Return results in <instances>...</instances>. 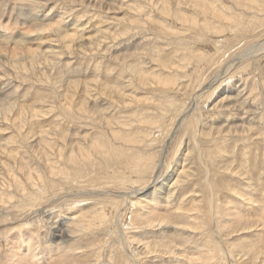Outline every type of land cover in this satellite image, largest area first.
Returning <instances> with one entry per match:
<instances>
[{
  "label": "rangeland",
  "instance_id": "1",
  "mask_svg": "<svg viewBox=\"0 0 264 264\" xmlns=\"http://www.w3.org/2000/svg\"><path fill=\"white\" fill-rule=\"evenodd\" d=\"M104 1V9H95L82 0H0V264H58L59 256L68 257L66 264H192L188 258L199 254L206 264H264V48L222 72L229 55L254 41L264 46V11L221 0L244 23L230 31L225 50L208 35L217 51L186 63L184 43L191 45L194 32L148 31L130 0ZM223 34L214 36L224 41ZM33 56L39 61L30 62ZM156 78L176 80L167 86ZM199 85L210 86L202 92ZM221 87L235 89L225 96ZM192 94L194 105L187 103ZM238 121L252 129L249 137L230 133L211 141L199 132L201 123L207 133ZM176 179L172 198L153 206L170 222L191 216L200 232L170 231L168 241L184 256L158 252L138 259L137 237L152 235L160 243L162 234L131 224L146 211L141 195L162 182L169 189ZM101 209L115 211L113 227L110 220L99 223ZM227 211L249 230L237 218L229 221ZM56 226L68 233L64 244L50 239ZM69 245L79 248L66 250Z\"/></svg>",
  "mask_w": 264,
  "mask_h": 264
},
{
  "label": "bare ground",
  "instance_id": "2",
  "mask_svg": "<svg viewBox=\"0 0 264 264\" xmlns=\"http://www.w3.org/2000/svg\"><path fill=\"white\" fill-rule=\"evenodd\" d=\"M83 3L85 2L87 5H91L93 8H98V9H104V6L103 4L105 3L104 0H82ZM130 2V6H129V9L132 10L133 12H136V14L138 16H141V19L143 20V24L147 27L146 30L150 31H157V32H160V33H164V34H167V35H177L178 33L182 32V31H190V32H194L192 34H194V37H197V38H194V39H190V43L191 45L187 44V43H184V48L186 50V53L185 55L182 56V61H186V63H189V59H192V60H199L201 61L200 59H202L203 57L207 56L208 54L212 53L213 52H216L217 51V48L216 46H214L213 44H209L208 42V39H206V37H209L210 38H213V42L216 43V44H220V46H218L219 48H221V50H225L226 46L229 45V41L228 40V36H231L232 39H233V36L230 34L234 28L237 29V26H240V24H242V21L244 23V20L240 18H242V13L239 14V13H236V11H234V9H232V7H227L225 5H223L222 1L221 0H210V1H202V0H162V1H159V0H130L128 1ZM217 2L219 4V7L217 5ZM224 2V0H223ZM226 2V1H225ZM231 2L233 3L232 6H234L236 9L240 8V7H245V8H249V9H255L256 6L257 8L259 9V11H264V0H231ZM228 3V2H226ZM106 5V4H105ZM107 6V5H106ZM110 6V5H109ZM108 6V10L110 9ZM90 7V6H89ZM255 7V8H254ZM115 11V10H114ZM128 11V10H127ZM257 11V10H256ZM262 11V12H263ZM240 12V11H239ZM246 13V12H244ZM251 13V12H250ZM261 13V12H260ZM264 13V12H263ZM262 13V14H263ZM248 16V14H246ZM244 17V16H243ZM252 17V16H251ZM258 18L260 16H257ZM254 18V17H253ZM247 21V20H246ZM256 21V20H255ZM254 22V21H252ZM260 22V21H259ZM125 23V21H124ZM248 23V22H247ZM250 23V22H249ZM126 24L130 25V26H133L134 28H138L139 30L140 29H144L145 26H137L136 24H139V22L137 21H133V20H130V19H126ZM142 24V23H141ZM253 26V24H251ZM250 26V25H249ZM255 26V25H254ZM242 27V26H241ZM240 27V28H241ZM244 27V26H243ZM247 29L248 26H246ZM245 28V27H244ZM243 28V30H244ZM56 29H59L58 27H56ZM54 29V31H56L58 34H60L61 31H58ZM150 29V30H149ZM251 29V27H250ZM240 30V29H239ZM238 31V29H237ZM233 32V31H232ZM242 32V31H241ZM252 32V31H251ZM106 33V32H105ZM152 33V32H151ZM220 33H224L223 34V38H224V41H218V37L217 36H214V35H217V34H220ZM235 32H233L232 34H234ZM62 34V32H61ZM154 34V33H153ZM157 34V33H156ZM155 34V35H156ZM242 34V33H241ZM246 34V33H245ZM244 34V35H245ZM248 34V33H247ZM157 36V35H156ZM188 36V35H187ZM235 38L237 37H240V36H237L235 35L234 36ZM243 37V36H242ZM255 37V35H254ZM249 38V37H248ZM94 39V38H93ZM250 39V38H249ZM91 40V39H90ZM187 40V39H186ZM241 40V39H240ZM96 41V40H95ZM104 41V40H103ZM242 41V40H241ZM254 41V40H253ZM248 42V40H247ZM255 42V41H254ZM254 42L251 43V45L245 49H243L242 51H240L239 53H235V54H232L231 56L229 55V57L226 59L225 63L223 64L224 65V70H222L223 73H228V71L233 67V65L239 60L241 59H244V57H248V56H252V57H258V55H261V54H258L260 53L264 46L262 47H258V45H256ZM245 43V42H244ZM71 45V44H70ZM99 45V44H98ZM237 45V44H236ZM244 45V44H242ZM247 45V43H246ZM260 45V44H259ZM97 46V45H96ZM95 46V47H96ZM193 47V48H192ZM240 47V46H239ZM234 48V47H233ZM238 49V48H236ZM234 51V50H233ZM238 52V51H237ZM245 52V53H244ZM264 51H262L263 53ZM39 53V52H38ZM37 54V53H36ZM225 54V53H224ZM230 54V53H229ZM30 56V55H29ZM219 56V55H218ZM44 58H47V60L49 61V55H43ZM209 58V57H208ZM251 58V57H249ZM32 60L30 62L34 63V62H38L39 61V58L38 56L31 58ZM151 59V58H150ZM153 59V58H152ZM204 59V58H203ZM220 59V58H219ZM133 61V60H132ZM157 61V60H155ZM180 61V59H179ZM181 61V62H182ZM203 61V60H202ZM249 61V60H247ZM154 62V61H153ZM158 62V61H157ZM205 62V61H204ZM155 63V62H154ZM186 63L185 64H182L183 66H180L181 69L185 68L186 66ZM199 63V62H197ZM202 63V62H201ZM208 63V62H207ZM159 64V63H158ZM204 64V63H203ZM23 65V64H20V66ZM161 65V64H160ZM197 65V64H196ZM19 65H17L18 67ZM130 66V65H129ZM162 66H165V64H163L162 62ZM170 66V65H169ZM236 66V65H235ZM259 66V65H258ZM131 67V66H130ZM159 67V66H158ZM166 67V66H165ZM177 67V66H176ZM135 68V67H134ZM162 68V67H161ZM168 68V67H167ZM179 68V67H177ZM164 69V68H162ZM180 69V70H181ZM134 70V69H133ZM170 70V68L168 69ZM167 70V72H168ZM174 70V69H173ZM145 71V70H144ZM172 73V72H171ZM178 73V72H177ZM221 73V72H220ZM179 74V73H178ZM203 74V73H202ZM138 76V75H137ZM152 76V75H151ZM165 76V75H164ZM170 77V76H168ZM149 78V77H148ZM161 78V77H160ZM160 78H156V83L157 84H161L162 82L164 84H166L167 86H170V85H173L175 84V80L176 79H169V78H163L162 80ZM139 80L142 84H144L147 80V77L145 76V73H142V72H139ZM220 81V80H219ZM218 81V82H219ZM138 82V81H137ZM194 82H198V78H195L194 81H193V84ZM217 84H221V83H218ZM148 84V82L146 83ZM145 84V85H146ZM210 85H207L203 88H201V86L199 85L200 89L202 90V92H204ZM172 88V86H171ZM154 89V88H153ZM195 89V86H193V90ZM197 89V88H196ZM195 89V90H196ZM235 89V88H234ZM234 89H232V87H221V94L225 95V96H229L230 93H232L234 91ZM166 89H162V91H164ZM173 90V89H172ZM185 90V89H184ZM188 91V90H187ZM186 91V92H187ZM190 91V90H189ZM170 92V91H169ZM216 92V91H215ZM237 92V91H236ZM183 93V92H182ZM213 93V92H212ZM238 93V92H237ZM196 94V92L194 93ZM192 94L191 96H189L187 99L188 100V104H192L194 105L195 102V97H193ZM236 94V93H235ZM171 95V94H169ZM231 96V94H230ZM172 97V96H171ZM212 97V96H211ZM209 98V97H208ZM207 98V99H208ZM206 99V98H205ZM234 99V98H233ZM237 99V97L235 98ZM234 99V100H235ZM68 100V99H67ZM217 100V99H216ZM247 100V98H246ZM246 100L244 102H246ZM248 101V100H247ZM211 102V101H210ZM216 102V101H215ZM229 102V100H228ZM187 103L186 106L188 105ZM206 103V101H205ZM204 103V104H205ZM213 103V102H212ZM184 104V107L185 109L186 106ZM214 104V103H213ZM225 104V103H223ZM208 105H211L208 103ZM228 105V104H227ZM226 105V106H227ZM83 106V105H82ZM221 106V105H220ZM183 107V108H184ZM208 107V106H207ZM228 107V106H227ZM226 107V108H227ZM202 108V107H201ZM81 109V108H80ZM208 109V108H207ZM85 111V109H83ZM230 110V109H229ZM227 110V111H229ZM232 110H235V108H233ZM82 111V110H81ZM179 112V110H178ZM199 112V111H198ZM219 113V112H218ZM230 113V112H229ZM236 113V111H235ZM203 114V113H202ZM207 114V112H206ZM226 114V112H225ZM191 115V114H190ZM194 115V114H193ZM211 115V114H209ZM222 115V113H221ZM232 115V114H230ZM228 116V115H227ZM234 116V115H233ZM203 117V116H202ZM210 117V116H209ZM236 117V116H234ZM234 117H232L234 119ZM145 118V117H144ZM241 119V117H240ZM150 120V119H149ZM152 120V119H151ZM188 120V118H187ZM190 120V119H189ZM218 119H216L217 121ZM220 120V119H219ZM195 121V119H194ZM205 121V119H204ZM203 121V122H204ZM226 121V120H224ZM229 121V120H228ZM227 121V122H228ZM236 121V119H235ZM201 122V121H200ZM223 122V121H222ZM221 122V123H222ZM226 122V123H227ZM239 122V121H238ZM142 123V122H141ZM206 123V122H205ZM209 123V122H208ZM231 123V122H230ZM240 123V122H239ZM149 124V123H148ZM188 124V122H187ZM196 124V121L195 123ZM214 124V123H213ZM218 124V122H217ZM223 124V123H222ZM211 124H209L210 126ZM237 125V124H236ZM233 126L230 127V125L228 127L226 126H221L219 128H215L213 127L208 129L209 131H207V133H204V125L202 126V123H201V128L199 129V132L202 134V136H206L207 135V138H209L211 141L216 137V136H219L220 138H223L225 137L226 135L230 134V133H238V134H241L243 135V137H249V134L248 136L246 135V132H250V128L248 127H245V126H241V123H240V126ZM26 127V126H25ZM172 127V126H171ZM47 133V132H46ZM45 133V134H46ZM260 135H262L263 133H259ZM109 135V134H108ZM39 136V135H38ZM229 136V135H228ZM134 137L133 138H128V140L131 142H134ZM136 138V137H135ZM218 137H216L217 139ZM46 139V138H45ZM136 141V140H135ZM41 143V142H40ZM44 143V142H43ZM44 145V144H42ZM151 145V144H150ZM52 146V145H50ZM104 146V144H101V143H96V147H102ZM117 148V147H116ZM109 149V147H108ZM111 149V148H110ZM120 148H118L119 150ZM117 150V151H118ZM113 151V149H112ZM123 152V150H120ZM125 151V150H124ZM109 152V151H108ZM119 152V151H118ZM156 154L157 152L154 151ZM153 152V153H154ZM60 153V152H59ZM117 153V152H116ZM110 154V153H109ZM121 153H119L118 155H120ZM152 154V153H151ZM155 154V155H156ZM82 155V154H81ZM139 155V154H138ZM85 156V155H84ZM111 156V155H110ZM124 156V154H123ZM153 156V155H152ZM150 155V157H152ZM86 157V156H85ZM109 157V156H108ZM126 157V156H125ZM128 157V155H127ZM126 157V158H127ZM136 157V156H135ZM144 157V156H143ZM189 157V156H188ZM118 158V157H117ZM119 159H122V157H120ZM118 159V160H119ZM135 159V158H134ZM149 159V158H148ZM9 160V159H8ZM113 160V159H112ZM133 160V159H132ZM131 160V161H132ZM136 160V159H135ZM140 160V159H139ZM138 160V162H139ZM116 161V160H115ZM134 161V160H133ZM135 162V161H134ZM151 162V161H150ZM114 163V162H113ZM112 163V164H113ZM124 163V161H123ZM127 163V162H126ZM136 163V162H135ZM133 163V164H135ZM1 164V163H0ZM125 164V163H124ZM141 164V163H139ZM151 164V163H150ZM46 165V163H45ZM120 165V164H119ZM123 165V164H122ZM128 165H131L130 162ZM142 165V164H141ZM4 166V164H3ZM125 166V165H124ZM138 166V165H136ZM155 167V166H154ZM76 168V167H75ZM122 168V167H121ZM134 168V167H133ZM116 169V168H115ZM129 169V167H128ZM175 169V168H174ZM173 169V170H174ZM119 170V169H118ZM126 170V169H125ZM138 170V169H137ZM157 170V169H156ZM52 171V170H51ZM122 171V169H121ZM129 171V170H128ZM133 171V170H132ZM139 171H142V170H139ZM148 171V170H147ZM114 172V170H113ZM112 172V173H113ZM132 173V172H131ZM134 173V172H133ZM132 173V175H133ZM143 173V172H142ZM136 174V173H134ZM139 175V174H138ZM181 175V176H180ZM184 174H180L178 172L177 176L178 177H182ZM240 175V174H239ZM41 176V175H40ZM108 176V175H107ZM114 176V175H113ZM120 176V175H118ZM168 176V175H167ZM151 177V176H150ZM175 177V176H174ZM131 178V177H130ZM145 178V177H144ZM115 178H113L114 180ZM119 179V178H118ZM142 179V178H141ZM170 179V177H168V180ZM126 180V179H124ZM137 181V180H136ZM135 181V182H136ZM170 181V180H169ZM121 181H119L120 183ZM173 183H171V186L169 187V189H167V187L165 186L166 184L165 183H160L159 184H155V186L159 185L158 187V190L154 187H151L149 189L150 191H148L147 193L146 192H143L142 195H141V198L142 200H144L145 202H147V204H145V212L141 213V215L137 216V218L135 217L134 220L133 217H131L130 219V222L131 224H134L135 221L137 222V224L139 225V228L138 229H142V230H146V231H149L150 233L153 234V231H156L160 234V232H162V234H160L158 237L160 238V243H158V241L156 242L155 240L151 239L150 240V237L152 236H138L137 237V240H136V245H133L134 247L132 248L133 249V252L135 253V255L137 254V257L138 259H141V255H154L155 253L158 254V252H162L161 254H165V255H168V256H173V257H179V256H184L183 253H181V249L180 248H177L175 245L172 244V242H169L168 241V238L170 237V231L172 232H177L178 235L182 234L184 235L185 233H196V232H193V231H198L200 232V229H201V225L197 226L195 224V222H193V219H192V222L191 223V220L189 219V217L191 216H187V218H182V219H178V218H175L173 219L172 222H170V218L162 215L160 212H156V207L153 206V203L157 202L158 200L161 201V199L163 200H169L170 198H172V195H173V192L172 190L174 188L177 187L178 183H180V180L179 179H176L175 181H172ZM125 183V181H124ZM127 183V181H126ZM130 183V182H129ZM133 183V182H131ZM33 184H36L35 182H33ZM136 184V183H135ZM125 185V184H124ZM133 185V184H132ZM138 185V184H137ZM152 185V184H151ZM142 186V185H140ZM209 187L211 185H208ZM129 187V185H128ZM138 188V187H137ZM23 190V189H22ZM202 191V190H201ZM25 193V191H23ZM33 192V191H32ZM30 193V192H29ZM130 194V193H129ZM136 195V194H135ZM25 196V195H24ZM126 197V196H125ZM137 197V196H136ZM194 197V196H193ZM3 198V197H2ZM19 198V196H18ZM122 198V197H121ZM138 199V198H137ZM23 200V199H21ZM113 200V199H112ZM125 201V199H123ZM14 201V200H13ZM142 202V201H140ZM161 204V203H160ZM112 208V207H111ZM108 209V208H107ZM114 210V209H112ZM144 210V209H143ZM225 212V211H224ZM132 213V212H131ZM115 215V211H111L109 212L108 210L104 211V210H100V211H97V213H95V216L99 219L98 221H100L99 223L103 224V223H106L105 221H111V227H113V217ZM226 215L228 217H230L229 221L232 220L233 221H236V218H237V215H235V212L233 213H229L228 211L226 212ZM94 216V217H95ZM194 216V215H193ZM192 218V217H191ZM67 219V218H66ZM77 219V218H76ZM91 219V217H90ZM137 219H140V220H137ZM239 221L238 223L242 224L244 226V229H248L251 227V226H248V222H245L243 221V219L240 217V218H237ZM92 220V219H91ZM93 221V220H92ZM224 221V220H223ZM222 221V222H223ZM227 221V220H225ZM66 222V220H65ZM64 222V223H65ZM63 223V224H64ZM226 223V222H225ZM224 222L222 223L221 226H223V224H225ZM236 223V222H235ZM49 224H54L52 222L49 221ZM97 224V223H96ZM86 225H90L89 223L86 224ZM99 225V224H98ZM235 225V224H234ZM254 225V224H253ZM79 226V225H78ZM77 226V227H78ZM80 226H84V223L80 224ZM101 226V225H100ZM134 226V225H133ZM60 227V226H59ZM76 227V228H77ZM239 227V225H238ZM222 228V227H221ZM156 229V230H155ZM238 229V228H237ZM236 229V230H237ZM97 230V229H96ZM49 232V231H48ZM50 239H55V238H58L62 241V244H64L66 241L64 239V237H67L66 232H63L61 230H59V228L56 226V228H53L51 231H50ZM72 233V232H71ZM96 233V232H95ZM230 233V232H229ZM98 234V233H97ZM132 237H135V235H133V233H131ZM47 235V234H46ZM72 236V235H71ZM228 236V235H227ZM47 238V237H46ZM232 238V237H231ZM98 237L94 238V239H91L93 241L97 240ZM155 239V238H154ZM90 242L88 243L89 245H94V242ZM133 243V241L131 242ZM24 244V243H23ZM22 244V245H23ZM232 244V243H231ZM30 246V245H29ZM58 245H55V246H50V248L48 249L49 252H55L56 251V248H57ZM235 246V245H234ZM27 244H26V248H27ZM232 247V246H231ZM236 247V246H235ZM76 248H79L78 246H68V248H66V250H75ZM253 250V249H252ZM256 250V249H254ZM253 250V251H254ZM211 251V250H210ZM237 251V250H236ZM239 251V250H238ZM250 251V249L248 250V252ZM209 252V251H208ZM240 252L245 253L244 249H240ZM239 252V253H240ZM262 252V251H261ZM77 253V252H76ZM247 253V252H246ZM33 254V253H32ZM75 254V253H74ZM74 254H72V256H70L71 258L74 257ZM207 254V253H205ZM209 254V253H208ZM256 254V253H255ZM20 255V254H19ZM22 255V254H21ZM50 255V254H49ZM56 255V254H55ZM60 255V254H59ZM213 255V254H212ZM246 255V254H245ZM34 256V255H32ZM53 256V255H52ZM51 257V256H50ZM69 257V258H70ZM206 257V256H205ZM256 257V256H255ZM258 257V256H257ZM256 257V258H257ZM39 258V257H38ZM59 259L57 260L59 263L58 264H66L65 263V260L68 258L66 257H58ZM112 258L114 259L115 257L112 256ZM215 258V256L213 257ZM254 258V257H253ZM15 259V258H14ZM41 259V258H40ZM38 259V260H40ZM263 259V258H262ZM49 260V259H48ZM115 260V259H114ZM189 263H194V264H206L208 263V261H203L204 259L202 258V256L199 254L197 255V257H193V258H188ZM206 260V259H205ZM256 260V259H255ZM23 261V260H22ZM53 261V260H52ZM123 261V264L127 261V260H124L122 259ZM264 261V260H263ZM210 262V261H209ZM49 263V262H48ZM52 263V262H51ZM55 263V262H53ZM52 263V264H53ZM15 264V263H14ZM50 264V263H49Z\"/></svg>",
  "mask_w": 264,
  "mask_h": 264
}]
</instances>
